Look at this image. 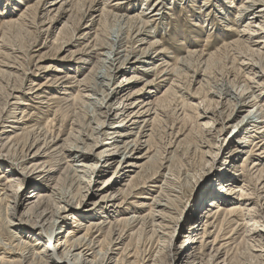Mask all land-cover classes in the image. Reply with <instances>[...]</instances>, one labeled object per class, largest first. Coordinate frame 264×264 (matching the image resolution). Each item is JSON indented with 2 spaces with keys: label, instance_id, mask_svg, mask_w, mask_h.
Returning a JSON list of instances; mask_svg holds the SVG:
<instances>
[{
  "label": "rangeland",
  "instance_id": "374dc122",
  "mask_svg": "<svg viewBox=\"0 0 264 264\" xmlns=\"http://www.w3.org/2000/svg\"><path fill=\"white\" fill-rule=\"evenodd\" d=\"M79 1L68 0L66 5L61 7L62 4L60 3L53 5L52 0H0V176L15 175L20 178L27 177V179L36 177L30 184L27 182L22 190L16 185L8 189L10 194L16 193V196L20 197L24 203L19 209V214L21 215L26 210L27 202L30 196L33 197L39 184L47 183L40 181L42 178L38 177L39 169L34 166L43 165V169L46 171L44 174H49L48 163L45 164L48 159L42 158L46 156L47 149H49L47 155L52 154L53 150H59L62 146L70 154H74V150L79 149L86 153L87 159L81 162L76 158L68 161L74 168H77L76 166L81 163H89L94 168L92 170L79 168L78 170H80L79 176L82 182H90L91 192L94 191L96 196L91 201L85 199L83 205H86L85 210L88 211L76 209L65 219L64 230L67 229V224L74 221L72 219L74 215L79 217L81 227L100 222L99 220L95 221V219L101 217L102 211L105 212L102 214L112 217L110 218L112 223H114L115 219L113 218L116 216L118 220L135 216L139 218L136 223L130 224L132 228H126L124 224H120L116 228L115 242L112 247L114 254L117 253L118 248L126 249L128 246L127 249L130 250L127 252H138L136 257H138L139 262L151 264L155 257L161 258L162 253L157 254V252L171 244V250L180 249L181 256L178 264H187L188 259L186 257L190 251L188 250L191 245L188 243L190 239L194 240L193 245L196 250L200 248L201 241L208 246L206 256H204V259L208 260V256L213 252L211 244L214 236L216 232L220 231V224L225 218L221 216L218 221L217 218L212 219V216H210L211 219L208 218L209 211L216 212L219 209L218 204L217 207L210 206L212 195L218 194L219 206L223 210L234 203L243 205L242 207L246 205L245 208L252 210L250 212L252 214L248 213L250 215L246 218L247 221L237 222L234 216L226 217L229 224L227 221L223 224L224 228H221L220 237L221 241L223 240L222 236L230 238L221 242L225 245L224 248L228 247L229 252L221 250L223 254L220 262L231 259L230 264H259L260 256L258 255L264 257V249L260 243L261 236H264V177L257 182L256 188L252 185L251 189H248L250 194L253 189L251 197L242 199V203L236 201L235 198L241 194L239 190H241L244 182L239 171L240 164L245 163L247 173L250 171V175L256 174L257 169L263 173L264 134H257L256 139L254 138V143L258 144L254 155L251 157L244 155V152L249 149L245 139H249L248 132L251 129L248 130V127H251L249 124L252 123L250 117H253L257 112V108L254 110L250 108L244 113H239V107L236 106L238 102L234 96L227 97L226 93L241 90L240 88L245 85L243 75L248 71L243 67V64L246 63L245 59L239 57L238 60L234 61L231 55L235 53L232 51L236 49L234 46L227 49L223 48L227 41L228 44L226 45H230L236 42L238 37L244 40L248 38H242L243 31L248 24L255 21L251 19L253 13L244 10L249 0H98V3L95 4V0ZM159 4L160 6H158ZM258 7L256 6V8ZM154 10H156L155 12L160 11L162 14L155 20L151 18L155 13L150 14ZM142 14L144 15L142 16ZM148 17L150 23L149 29L146 31L152 32L153 38H147L145 35L137 38L136 31L140 23L142 24L141 21L147 20ZM236 18H243L242 23H239L240 27L239 25L238 27L232 25L231 21L234 22ZM93 20L95 26L93 30L88 31L86 27H90ZM129 20L131 21L128 22ZM257 25L252 24L253 27H257ZM77 29L75 38H71L75 33L73 30L76 31ZM207 34L211 35L208 42L209 50L205 52L203 58H198V53L204 50L202 44L207 39ZM245 34L248 36V32ZM163 38L166 40L165 43L155 45ZM140 39H145V41L136 43ZM231 39L236 41L232 40L231 42ZM115 41L122 43L123 51L126 50L125 48L131 51L135 48L137 55L134 54L130 58L129 64L127 63V66L121 68L122 71L120 70L112 76L110 88L104 89L105 95L109 94V98L116 97L122 87L128 83L126 79L129 80L133 77L136 82L125 88V92L131 96L132 101L126 102L124 100L122 104H117L118 100L113 99L109 103L112 104L114 112L112 114L115 117L117 113L118 117L110 122L114 123L113 125L109 126L106 122L103 127L104 115L102 113L108 112L109 108L104 109L105 105L101 107L100 104H95L96 101L87 102V99H84L87 102L84 105L82 102L84 100H77L79 106L74 108L71 105L72 96L81 94L86 98L89 95L94 97L93 93H89V88L86 89V87H92L99 88L98 92H100L96 96L97 99H104V96L101 95V87L95 83L94 76L106 71V64L101 59L110 54L112 47L117 48ZM96 42L99 46L102 45L100 46L102 49L96 48L93 50L94 54L90 55L92 58L98 57L101 60L99 65H95V69L92 63H84L79 61V58L82 57V54L89 56L90 51L88 53L86 51ZM250 42L252 44V41ZM261 42V44H254L251 48L256 55L259 54L258 56L249 52L251 50L246 46L240 48L245 57L253 56L251 63L256 67L254 71L256 74L250 78L252 83L249 86L251 89L247 93L250 96V93L253 92L259 98V107L264 106V89L254 82H264V79L259 77L264 73V70L260 69L261 65L264 66V62H262L264 57L263 55L260 56L259 52H264V39ZM143 52L146 54L141 57ZM260 57L262 58L261 61ZM174 60L180 62V68L177 66V72L172 77L167 73L172 69ZM5 65L8 67L6 66V68ZM157 68L158 70L169 69L157 79L155 77ZM195 71L197 73L194 75ZM182 73L184 77L181 75ZM70 77L72 82H65ZM74 81L77 83L75 84ZM171 85L175 93L172 98L173 101L171 100L172 104L169 100L163 101L164 94ZM127 98H129L128 95ZM182 99L186 103L184 106ZM93 102L94 104H92ZM124 103L126 106L123 115L126 111L128 113L121 118L123 115H121L120 109ZM60 105L63 106V110L68 109L69 116L67 118H65L63 111H58ZM189 106H191L189 108L190 115L193 116L197 111L202 115L198 121L186 116L185 109ZM102 108L103 110H101ZM23 111L26 114H23ZM249 111H252L253 114L244 119ZM41 112L43 114L47 112L45 119L51 122V127L56 132L53 133L52 138L47 140L46 145L49 144L47 148L44 145V138L40 139L38 147L34 148V152L39 149L41 156L39 158L42 159L29 163L28 172L24 174V177H21L23 172L18 170L19 168L8 166L13 156L19 157H16V152L12 147L10 153L7 150L4 151L3 145L9 143L10 137L14 136V131L21 134V128H24L25 124L31 125L39 120L43 116L40 114ZM76 114L80 118L76 117ZM128 115L131 116L126 120ZM256 116H260V112ZM101 118L100 122L99 119ZM214 118L218 121L214 122ZM78 119L79 121L76 122ZM124 119L126 120L124 129L122 127L116 129L123 124ZM72 121L77 124L74 126L73 139L68 135L71 132L70 124ZM254 121L261 122L262 120ZM92 129H95L93 136H91ZM204 132L209 133L204 134ZM116 134L125 135H119L116 138L117 143L138 141L137 149L130 153L129 149L126 153V160L122 159L120 163L122 158L120 155H123V150L120 153L119 150L111 152L115 153L113 156H116L114 157L116 160L113 161L109 160L111 158L108 157L110 152L105 153L102 158L95 159V156L104 150L111 151L114 148L111 145ZM208 135H213V138L208 137ZM251 139L253 141V138ZM148 140H150L149 144L147 143ZM118 153L119 155H117ZM129 163L134 166H128ZM65 166L62 163L53 167L55 171L51 176L57 177L59 180L62 179L57 186L53 180L48 185L56 187L59 192L71 198L73 194L78 193L76 191L77 186L75 183H71V178L67 179V174L62 176ZM60 168L62 170L58 173ZM238 173L240 175H237ZM69 175L72 176L70 173ZM131 179H134V185L129 188L125 187ZM226 181L232 184H227L224 187L223 183ZM234 183L236 184L233 186ZM81 187L84 188L85 185ZM161 187L166 191L163 196L169 194L173 200L177 199L181 205L179 210L174 208L172 211L173 216L178 219V223H174L173 227L175 228V225L178 227L174 229L176 232L170 238L164 226L159 224L161 222L159 219H155L153 224L150 218H146L148 206L153 204L152 200L159 195L160 191L158 190ZM119 189L131 192V196L122 205H120L122 197L116 194ZM81 190L84 194L87 191V189ZM104 198L113 200L115 198L116 202L112 207L110 204L106 206L103 203ZM249 198L252 199L248 200ZM199 200L201 201L199 202ZM35 201L37 200L35 199ZM107 201L111 200H105V202ZM95 202L97 203L96 206L94 205ZM100 204L102 206L97 207ZM163 205H165V201ZM96 207L98 210L94 211L93 209ZM125 207L128 210L125 211ZM160 209L156 208L155 212H159ZM181 209L182 212H179ZM142 216L144 219L140 218ZM154 225L157 227L155 228ZM206 226L208 227L206 228ZM204 230L206 236L202 239ZM231 230H234L233 233L230 232ZM120 232H122V237L118 239ZM5 233L4 231L3 238L7 236ZM65 235L66 233L63 236ZM43 236L46 237L45 234ZM231 240L234 241L230 242ZM121 242L122 244H120ZM115 244H120V246ZM40 245V247H45L41 242ZM164 252H168V249Z\"/></svg>",
  "mask_w": 264,
  "mask_h": 264
},
{
  "label": "bare ground",
  "instance_id": "6f19581e",
  "mask_svg": "<svg viewBox=\"0 0 264 264\" xmlns=\"http://www.w3.org/2000/svg\"><path fill=\"white\" fill-rule=\"evenodd\" d=\"M69 1H71V0H69ZM97 1L98 0H95L94 1V4L95 3H98ZM66 2H68V0H52V4L53 5H57V4L60 3V4H62L61 7H63L64 5H66ZM158 3H159V1H158ZM247 4H246L247 7H245L244 10L247 11V12H249V13H253V14H251L252 15V18L251 19H252V21L255 20L254 23L248 24L249 23L248 22L247 23L248 25H247L246 29L243 31L244 34H243L242 38H245V37H248V38L246 40H244V39H241V38L238 37L237 41L235 39H231V42H232V40L233 41L235 40L236 42H234V43H232L230 45H226V44H228V41H227L226 44L223 43V44L226 45V46L224 45L223 48H226L227 49V48H231V47L234 46L237 50H239V51H237L236 49L235 50H232V51H235L234 54H231L233 56V58H234V61L236 59L238 60L239 57H241V58H243V59L246 60V63L243 64V67H245L246 70L248 71L247 73H245L243 75V79H244L243 82L245 83V85L243 87L240 86V87H242V88H240L241 89L240 91L237 90L235 92H228V93H226V95H227V97L234 96V98L238 102L236 106L239 107L238 108L239 113H244L247 109H250V108H252L251 110H254L255 108H257V112L253 115V117H250V119H252L251 120L252 123L249 124V125L252 128L251 127H248V130L251 129L248 132V134H249L248 138L249 139H245V142H247L248 145H249V149H248V151H245L244 152V155H249L251 157L252 155H254L255 148L256 147L258 148V144H255L254 143V140L257 137L256 135L257 134H259V135L264 134V131H263L264 130V106L263 107H259L258 106V99L259 98H257L253 92H251L250 93L251 95L248 96V93L247 92L251 89V87L249 86V84L252 83L251 80H250V78H251V76H254V74H256V73H254L256 67L254 66L253 63H251L253 61L251 59V58H253V56L252 55H249V56L247 55L248 57H245L243 55L244 52H241L240 51V48L242 49L241 46H246L249 50H251L249 52L252 53L254 51L253 49H251L252 46H254V44H261L262 43L261 41L264 39V1L263 0H257V1L256 0H251V1L249 0V2ZM158 6H160V4ZM256 6H259V7L256 8ZM98 8H99V6H98ZM155 11L156 10H154L152 13H150V14H154L155 13L151 17V18H153V20H155V18H158L159 16L162 15L160 13L161 9L158 12H155ZM102 14H103V12L100 15L102 16ZM244 14H246V13H244ZM143 15L144 14H142V16ZM94 19H95V17H94ZM133 19H136V18H133ZM148 19H149V17L147 18V20L141 21L142 24L140 23V26H139V28L136 31L137 38H139V37H141L143 35L147 36V38L148 37H152L153 38L152 32L146 31L147 29H149L148 28L149 27L148 25L150 23V21ZM242 19L243 18H241V19L240 18H236V20H234V22L231 21L232 22V25L238 27L239 23H242ZM122 21H124V20H122ZM130 21L131 20H129L128 22H130ZM252 21H250V22H252ZM94 22L95 21L93 20L92 21V24L90 25V27L89 26L86 27V29L88 31L89 30L90 31L93 30V27L95 26V23ZM257 23H258V25H257ZM252 24L253 25L256 24L257 27L256 26L253 27ZM239 27H240V25H239ZM28 28H29V26H28ZM230 29H231V27H230ZM132 30H133V28H132ZM77 31H78V29L76 31L73 30V33L74 32L75 33H74V35H73V33L71 34V36L73 35L71 38H75V35H76V32ZM120 31H122V30H120ZM247 32H248V36H246V34H245ZM128 34H130V33H128ZM235 35H236V33H235ZM96 37H97V35H96ZM210 37H211V35L210 34H207V39L204 40L203 41V44H202L204 46V50L203 51L200 50L202 52L201 53H198V56H199L198 58H203L205 52H207L209 50L208 49V46H209L208 42L210 41ZM116 38H118V37H116ZM144 41H145V39H140L136 43H142ZM250 41H252V44H251ZM165 42H166V40H165V38H163L160 42H157L155 45H157V44H163ZM115 45L117 46V48L116 47H112L110 49V54L105 55V56L103 55L104 56V59H101V60H103L102 62L106 64V66H105L106 71L105 72H100L98 75H95L94 76L95 77V79H94L95 80V83H98L99 86L101 87V89H100L101 92H102L101 95L104 96V99H97L96 96H98L99 95V92H100V91L98 92V89L99 88L96 89V88H92V87H86V89L89 88V93L90 94L93 93V95H94L95 98L93 96H91V95H89L86 98V97L82 96L81 94L78 95V96L77 95L76 96H72V99L74 101L72 100V104L71 105L74 108L78 105V102L79 101H77V100H79V99H81V100L87 99L88 100L87 102L96 101L95 104H100L101 107H103L105 105V108L104 109H108L109 108V111L108 112H103L102 113L104 115V121L102 123V126L103 127L106 124V122H107V124L109 126L110 125H113L114 123H110V122L111 121H114V119H117V117H118V114L117 113H116V116L115 117H114V114H112V112H113L112 104H109V103L113 99L118 100L117 101V104H122V101H124V100L126 102L127 101H132L131 96L129 94H127V92H125L126 91L125 88L128 85H131L132 83H135L136 82L135 80H133V77L129 78V80L126 79V81L128 83L126 82L127 84L122 87V89L120 90V92L117 93L116 97L114 96V97L109 98L110 97L109 94L105 95L106 92L104 91V89L110 88L112 76H114L118 71H120V70L122 71L121 68L123 66H127V63L129 64L130 58L132 56H134V54L137 55V51H136L135 48L132 49V51L130 49L125 48L126 50L123 51L122 49L124 47H123V45H122L121 42L115 41ZM98 46H99V44L97 42L95 43V45L94 44L91 45L90 49H88L86 51L87 53H88V51H90L89 56H87L86 54H82V57L79 58V61H83L84 63L87 62L88 64L89 63H92V65H94V68L96 69V66L100 64L101 60L98 57L92 58V56H90V55H93L94 54V51H93L94 49L98 48L100 50V48H101L100 46H102V45H100L99 47ZM217 52H219V51H217ZM259 52H260V56L263 55V57H264V52H262V53H261V51H259ZM236 53H238V54H236ZM145 54H146V52H143L142 55H141V57H143ZM254 54H255V52H253V55ZM99 55H102V54H99ZM191 55H193V54H191ZM214 55H216V54L214 53ZM258 55H256V56H258ZM210 56H212V55H210ZM189 58H190V55H189ZM261 59L262 58L260 57V61H261ZM177 61L174 60L173 67L170 70V72L167 73V75L173 77L174 74H176V72H177V66L178 67L180 66L179 65L180 62L179 61L177 62ZM180 61H181V59H180ZM262 62H264V61L262 60ZM260 64H263V63H260ZM185 65H188V64H185ZM6 66L7 65H5V67ZM125 68H128V67H125ZM168 69L169 68H166L165 70L164 69L158 70V68H157V73H156L155 77L157 79L160 78V76L166 70H168ZM181 69L183 71V68H181ZM260 69L261 70H264V66L261 65ZM145 71H148V70H145ZM5 72H6V70H5ZM57 72H60V71L57 70ZM91 72H92V70H91ZM179 72H181L180 69H179ZM25 73H26V71H25ZM196 73H197V71H195L194 75ZM181 75L183 76V73ZM194 75H193V78H195ZM5 76H6V74H5ZM185 76H186V74H185ZM11 77H12V75H11ZM259 77L261 79H264V73L261 74ZM70 79H71V77L68 78L67 80H65V82L71 83L72 81ZM177 79L179 80V78H177ZM192 80H194V79H192ZM173 81H175V80H173ZM74 83L76 84L77 81H74ZM254 83L257 84L259 87H262L264 89V82L263 83L254 82ZM172 84H173V82H172ZM239 84H241V83H239ZM78 85H80V83H78ZM78 87H76V88L78 89ZM76 88H74V89H76ZM232 88H233V86H232ZM220 90H222V89L220 88ZM261 94H262V92H261ZM127 95L129 96V98H127ZM174 95H175V93L173 91V86L171 85L170 88L168 89V91H166V93L164 94V98H163L164 100L163 101H166L167 102L169 100V102H170L172 100V98H173ZM178 97H179V95H178ZM125 98H127V99H125ZM180 98H183V97H180ZM172 101H171V104H172ZM175 101L178 102L177 100H175ZM82 102H83V105L85 103H87L85 100L82 101ZM183 103H184V100H183ZM92 104H94V102ZM185 104L186 103H184L183 106ZM125 106L126 105L124 103L123 104V107L120 109L122 111L121 115H123V113L125 112V110H124V107ZM236 106H235V108H236ZM189 108H191V106H189L187 109H185L186 116L188 118H190V119H194V120H197L198 121L199 118L202 117V115L200 113H198V111L195 114H193V116L190 115V113H189L190 112V109ZM101 110H103V108ZM58 111H61V112L63 111L64 115L66 116L65 118H67L69 116L68 109L63 110V106L62 105H60L58 107ZM209 112H211V111H209ZM258 112H260V116H256V114ZM127 113H128V111H126V113L124 115H126ZM211 113H213V112H211ZM211 113H209V114H211ZM23 114H26V113L23 111ZM40 114H43V112H41ZM46 114H47V112L45 114H43V116L39 120L33 122L31 125L27 124L28 125L27 126L25 124V127L24 128H21V130H22V133L21 134H17V133H15L16 131H14L13 132L14 133V136L13 137H10V139H9V143L10 142L11 143L10 144L8 143L9 145L8 144L3 145V148H5L4 151L7 150L8 153H10V150H11L10 148L12 147L15 150V152H16V157H19V158H15L13 156V158L10 159V162H9L10 165H8V166L11 167V168L14 167V166H16L17 168H19L18 170H21L23 172L21 174V177H24V174L26 172H28V164L29 163H31V162H37L38 160H40V159H42L44 157H46V159H48L45 162V164L48 163V168H49V171L50 172H49L48 175H46V174H44L46 171L43 169V165L40 166V167L37 166V165H34L36 169H39L38 170L39 171L38 172L39 173L38 174V177L39 178H42L40 181L45 182V183L47 182V183L46 184H44V183L39 184V187H37L36 190L34 191L33 197L31 198V196H30V198H29V200L27 202L26 210L21 215L19 214V209H20V207H22L24 205V203L22 202V200L20 199V197H17L16 196V193L13 192V194H10V190H8V189L9 188L11 189V188L14 187V185H16L20 190H22L23 187L26 185L27 182H28L27 184H30V182L33 181L36 177H32L31 179L30 178L27 179V177L26 178H20V177L15 176V175H12V176H3L2 175V176H0V188H1L0 190L2 191V193L0 191V264H112V263H114V264H138L139 263L140 264L141 262H139L138 261L139 259H137L138 257H136V255H137L138 252H136V253H134V252H127V251L130 250V249L129 250L127 249L128 246L126 247V249L118 248L119 250L115 254H114V251L112 250L113 244L115 242V238L114 237H115L116 228H118V226H120V224H122V225L124 224V226H126V228H132L130 224L136 223L139 217L136 218L134 216V217L129 218V219L118 220V219H116V217H117L116 216V217L113 218V219H115L114 223H112V221L110 219L112 217H110L109 215L102 214V213H105V212L102 211L101 214H100L101 217L95 219V221L96 220H99L100 222H98V223H92V224H90V225H88L86 227H81V225H80L81 222L79 220V217H77V215L76 216L74 215L72 217V219L74 221L71 224H67L66 225L67 229L64 230V224H66V222H65L66 220L65 219L72 212H74L76 209H79L80 211H84V212L85 211H88V210H85L86 205H83L85 199H88V200L91 201L96 196L94 191L91 192L90 182L89 183L82 182V179L79 176L80 170H78L79 168L80 169H83V170H86V169L89 168V170H92L93 167L91 165H89V163H87V164H82L81 163V164H79V165L76 166L77 168H74L69 163L68 160H72V159H75L76 158L77 160L79 159V162H81L82 160L87 159V157L85 156L86 153L84 151H80L79 149H75L74 150L75 151L74 154H70V152H66L65 151V149H64L63 146L60 147L59 150H53L52 154H49V155H47L48 154V151H49V149H47L46 154H45L46 156H43L42 158H39V157H41L39 155V151L40 150L38 149L39 151L37 150L36 152H34V148L39 144L40 139L42 137L44 138V145H46L47 140L49 138H52L53 133L56 132L51 127V122L49 120L45 119V117L47 116ZM251 114H253V112L252 111H249L248 115H246V117H244V119L247 118V117H249ZM78 115H79V113H78ZM78 115L76 114V117ZM124 115L121 116V118L124 117ZM23 116H25V115H23ZM130 116L131 115H128V117H127L126 120H128ZM259 119H261L262 121L261 122H259V121L255 122L254 121V120H259ZM100 120H102V118L99 119V121ZM126 120L124 119L122 121L123 124L120 125V126H118V128H116V129H119L121 127L124 129V127L126 126V125L124 126V122H126ZM73 121L70 124V127H71V130L70 131L71 132L69 131L70 133L68 134V135H70L71 139H73L72 137H73V135L75 133L74 126L77 125L75 123L77 121H79V119L76 120L75 123ZM213 121L216 122L218 120H216L214 118ZM100 122H99V124H100ZM236 126H238V125H236ZM82 127H83V125H82ZM94 130L95 129H92L91 136H93V131ZM116 132L118 133L119 131H116ZM209 132H204V134L209 133ZM243 133H245V132H243ZM105 135H107V134H105ZM119 135L122 136L124 134H116L114 136L115 138L112 139V140H114L113 143H112V145H111L112 147H114L112 149L113 151L112 150L111 151H108L106 149L103 152L99 153L98 156H95V159L96 158L98 159V157L99 158H102V157H104L103 155L105 153H109L110 152L109 153L110 155L108 157H111V158H109V160L110 161H113V160H116V158H114L116 156H113L115 153H111V152H115V151L119 150V153H120L123 150V155H120V156H122V158L119 161V163H120L122 159H125L126 158V153H127V151L129 149H130L129 150V153L131 151L137 149V147H138L137 146L138 145L137 144L138 141H136V140H133L132 142L125 141V142H119V143H117L116 138ZM149 137H151V136H149ZM208 137L213 138V135L212 136L208 135ZM245 138H247V137H245ZM251 138H253V141H252ZM71 139H69V140H71ZM150 140L147 141L148 144L150 143ZM69 143H70V141H69ZM76 143H78V142H76ZM64 144L66 145V143H64ZM97 144H98V142L96 143V145ZM48 145L49 144H47L45 147L47 148ZM105 145H107V144H105ZM76 146H77V144H76ZM2 152H3V150H2ZM119 153L117 155H119ZM6 156H8V155L6 154ZM62 163L66 165L65 168H63L64 173H62V176L64 174H67V179L68 178H71L72 179L71 183H73V184L75 183L76 186H77V190L76 191L78 193L73 194L71 198L69 196L67 197L64 194H62L61 192H59L56 187H52V186L48 185V183H50L51 180H53V182H56V186L59 184V181H61L62 178L59 180L57 177H54V176H51V175L55 171L53 169V167H57V165H59V164L61 165ZM45 164H44V166H45ZM255 165H258V164H255ZM128 166H134V165L132 163H129ZM239 169H240L239 171H240V174H241V178H243V181L244 182L242 184L243 186H242L241 190H239V193H241V194H239V196L236 197L235 200L241 202L242 199H245L246 197H251V194H253V189L251 191L252 192L251 194L248 193V189H251L252 185H254V188H256L257 182L259 180H261L262 177H264V175H263L264 174V170H263V173H261V170L259 171V169H257L256 174L259 172L257 175L256 174L250 175V173H249L250 171L249 170H248L249 172L247 173V166L245 165V163L240 164L239 165ZM61 170H62V168L59 169L58 173L61 172ZM69 173L72 176H70ZM240 174L238 173L237 175H240ZM26 176H28V174H26ZM133 180L134 179H131L128 183H126L125 187L129 188L130 186H133L134 185L133 184V182H134ZM227 182L228 181L224 182L225 184L223 183L224 187L227 184H229V185L232 184V183H227ZM235 184L236 183H234L233 186ZM83 185H85L84 188L81 187ZM81 189H87L86 193L84 194ZM158 191H160L159 192V195L156 198L154 197L153 200H152L153 204H151V205L148 206V216L146 218H150V220L153 222V224L156 221L155 219H159V221H161L159 224L162 225V226H164V228H165L166 232H168L169 238H170V236H173V234L176 232V230H174V229H176V227H178V225H175L176 226L175 228L173 227V224L174 223H178V219H176L173 216L172 211H174V208H176V210H179V207L181 205H180L179 201H177V199L176 200H173L168 193H167L168 196H163V194L166 191L162 187L159 188ZM116 194H119L120 195L119 197H122L120 199V201H121L120 205H122L125 201H127V199L131 196V192H127V191H125L123 189H119L118 191H116ZM115 198H116V196H115ZM115 198H114V200L113 199L104 198L103 203L106 204V206H109L108 204H110V206L112 207L115 204V202H116L115 201L116 200ZM165 198H167V199H165ZM218 198H219L218 197V194H216V195L213 194L212 195V197H211L212 200H211L210 206L211 207H217V204H218V208L219 209H217L216 212L209 211L210 212L209 213L210 215L208 216V218H210V216H212L211 218L212 219L217 218L216 219L217 221L220 220V217L221 216H224L225 218H224V220H222V222L220 224V229H219L220 231L218 233L215 231L216 234H215L214 239H213L212 244H211L212 245V248L211 249L213 250V252H212V254H210L208 256L209 257L208 260L204 259L205 258L204 256H206L205 253L207 251V247L208 246L207 245H204L203 244V241H201L200 242V245H201L200 248H197V250H196V248L193 245V243H195L194 240H190L189 239L188 243L191 244V245L188 248V250H190V251H189L188 256L186 257V259H188V263L187 264H230L231 263L230 262L231 259L230 260H227L226 259V260H223L222 262H220V260L222 259V254H223L222 251L225 250L226 252H229L228 247H225L224 248L225 245L223 243H221V242H223L224 240L226 241L227 239H230V238H225V236H222L223 240L221 241V237H220L221 236V232H222L221 231V228L223 227V224L227 221V219H226L227 216H234L235 219L237 220V222L247 221L246 218L248 217V215L252 214V213H250V212H252V210L245 208L246 205H245V207H242L243 205H239V204L237 205V203H234L233 205H230L225 210H223V209H221V206H219L220 201L218 202ZM32 199H34V200L32 201ZM35 199L37 201H35ZM251 199L252 198H249L248 200H251ZM105 200H111V201L105 202ZM164 201H165V205H163V202ZM200 201L201 200H199V202ZM12 203H13V205H12ZM94 205L96 206L97 203L95 202ZM101 206L102 205L100 204L97 207H101ZM97 207L94 208L93 210L94 211L98 210ZM156 208H161L159 210V212H157L158 215L155 212V209ZM104 209H106V208H104ZM124 209H125V211L128 210L127 207H125ZM179 212H182V209ZM248 213H250V214H248ZM157 217H159V218H157ZM140 218L141 219H144L143 216L140 217ZM139 222H140V220H139ZM207 223H208V221H207ZM228 224H229V222H228ZM154 227L156 228L157 226L154 225ZM207 227L208 226H206V228ZM168 230H170V231H168ZM4 231L6 232L5 234H7L6 238H3V235H4L3 232ZM233 231L234 230H231L230 232L233 233ZM65 233H66V235L63 236ZM121 233L122 232L119 233L118 239H120L122 237V234ZM156 233H158V232L156 231ZM203 233H204V236L202 237V239L206 236V231L204 230ZM43 234H45V236H46L45 238H44ZM133 235H134V233H133ZM35 237H37V238L35 240H33ZM151 241H152V239H151ZM233 241L234 240H231L230 242H233ZM37 242H39V243H37ZM40 242L43 243L45 245V247L44 246L43 247H40L41 246L40 245ZM260 243H261L262 249H264V236H261ZM120 244H122V242ZM120 244H117V245L115 244V245L116 246H120ZM171 246L172 245L170 244L169 246H166L167 248L165 247L163 249H160V251H158L157 254H161L162 253L161 258L160 259H157L158 257H155V259H153V261L151 262V264H178L179 261H180V256H181L180 249L175 248V249L171 250L172 249ZM166 249H168V252H164ZM263 252H264V250H263ZM227 255H228V253H227ZM258 256H260L259 257V264H264V257H262L261 255H258ZM252 259H254V258H252ZM227 262H229V263H227ZM232 264H234V263H232Z\"/></svg>",
  "mask_w": 264,
  "mask_h": 264
}]
</instances>
